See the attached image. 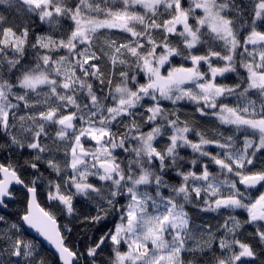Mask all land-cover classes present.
<instances>
[{
	"label": "clouds",
	"instance_id": "1",
	"mask_svg": "<svg viewBox=\"0 0 264 264\" xmlns=\"http://www.w3.org/2000/svg\"><path fill=\"white\" fill-rule=\"evenodd\" d=\"M51 2L0 49V264H264L262 0H207L219 35L205 0Z\"/></svg>",
	"mask_w": 264,
	"mask_h": 264
},
{
	"label": "snow or ice",
	"instance_id": "2",
	"mask_svg": "<svg viewBox=\"0 0 264 264\" xmlns=\"http://www.w3.org/2000/svg\"><path fill=\"white\" fill-rule=\"evenodd\" d=\"M27 3L31 8L40 11L41 19L46 18L52 23L57 24V19L61 14L60 6L53 7L51 0H27ZM217 3H219V0H217ZM183 6L184 0H181V2L177 4V8L179 9ZM198 8L204 10L205 17L208 21L209 30L214 34L219 35L222 31L221 25L224 22L223 14L216 12L214 6H209L207 0H205L204 3L198 5ZM257 14L264 17V0H262L261 4L257 5ZM185 31L187 32V38L184 41V45L193 53L190 64H199L200 67L203 68V62L207 58L205 55H203L205 49L204 47L202 48V45L204 46L205 41L199 33L188 28L187 24L185 26ZM25 32H27V30H25ZM74 35H76V33H74ZM253 36H258L259 39L264 40V32H254ZM24 44L25 41L21 40L17 36L16 32L12 29L5 28L2 32H0V49L7 47L22 48ZM42 47L48 48L49 45L44 43ZM189 70L191 69L189 68ZM34 82H39V80L32 81L31 79H28L26 81V83Z\"/></svg>",
	"mask_w": 264,
	"mask_h": 264
},
{
	"label": "trees",
	"instance_id": "3",
	"mask_svg": "<svg viewBox=\"0 0 264 264\" xmlns=\"http://www.w3.org/2000/svg\"><path fill=\"white\" fill-rule=\"evenodd\" d=\"M12 5V10L8 13L7 17H3L0 15V32H2L5 28H10L13 31H17L18 27H23L26 22H28V18L31 15L29 12V7L21 3L19 0H10ZM243 7V5H241ZM58 27L57 24L52 23L51 29L55 31ZM205 41L204 46L206 45L208 48L215 47L217 42L211 40L209 37H203ZM202 45V48L204 47Z\"/></svg>",
	"mask_w": 264,
	"mask_h": 264
},
{
	"label": "rangeland",
	"instance_id": "4",
	"mask_svg": "<svg viewBox=\"0 0 264 264\" xmlns=\"http://www.w3.org/2000/svg\"><path fill=\"white\" fill-rule=\"evenodd\" d=\"M21 3H23L24 5H26L27 7H29V8H31L30 6H29V4L27 3V0H19Z\"/></svg>",
	"mask_w": 264,
	"mask_h": 264
}]
</instances>
